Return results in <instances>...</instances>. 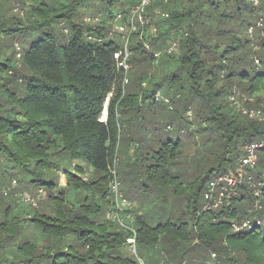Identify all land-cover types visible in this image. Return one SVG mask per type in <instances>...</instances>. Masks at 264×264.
<instances>
[{
  "label": "trees",
  "instance_id": "obj_1",
  "mask_svg": "<svg viewBox=\"0 0 264 264\" xmlns=\"http://www.w3.org/2000/svg\"><path fill=\"white\" fill-rule=\"evenodd\" d=\"M34 1L25 17H16V21L0 13V166L30 175L28 185L48 192L45 208L40 212L29 209L35 214L23 218L39 230L40 240H26L17 246L22 256L18 264H139L123 251L130 247L129 239H134V249L138 244L162 245L180 264L198 262L192 254L195 251L204 255L205 264L211 253L216 255L212 264H264V202L260 210L253 209L252 189L242 183L237 198L210 210H204L203 198L214 173L233 169L246 144L264 140L262 120L233 113L226 103L232 86L247 97L264 99V0L258 10L250 0L152 2L148 11L158 7L168 18L155 23L159 24L156 37L131 34L128 63L154 59V52L143 55L144 41H149L152 51L163 50L174 36L176 48L169 54L162 52L165 59L157 66L162 71L165 66L167 70L178 67L159 79L146 75L140 80L145 87L127 92L122 85L125 72L114 58L121 49L119 41L109 37L104 26L88 27L77 18L78 7L86 0ZM10 2L16 3L1 0L0 11ZM100 3L104 24L114 18V12L128 14L138 0ZM258 18L262 21L259 26ZM249 28L256 30L254 39ZM26 36L30 41L17 57L15 43L18 45L19 38L26 43ZM253 46H259L261 67L254 65ZM161 89L172 104L167 110L179 115L188 128L206 123L214 129L222 154L214 156L217 152L213 151V156L205 157L216 166L188 173L182 166L185 158L178 141L158 140L156 147L147 146L136 159L145 166L137 172V187L148 196L160 195L151 203L158 209L155 214L161 211V222L153 224L140 213L134 214L133 231L116 229V221L105 213L109 209L107 198L113 194L108 185L113 180L123 132L121 115H141L154 105V95ZM190 110L192 121L186 118ZM136 149H142L138 142ZM258 159L254 181L261 183L264 194V148L259 150ZM76 160L92 171L87 181L69 171L66 164ZM73 168L80 171L76 165ZM61 170L68 186L77 192L73 203L66 202L64 194L57 199L52 195ZM166 195L173 202L184 201L178 214ZM198 199H202L201 206H197ZM10 210L11 206L4 210L0 232L14 236L7 218L13 222L18 218ZM244 221L248 226L235 229ZM10 238L0 235V247ZM235 253L238 260L231 257Z\"/></svg>",
  "mask_w": 264,
  "mask_h": 264
},
{
  "label": "rangeland",
  "instance_id": "obj_2",
  "mask_svg": "<svg viewBox=\"0 0 264 264\" xmlns=\"http://www.w3.org/2000/svg\"><path fill=\"white\" fill-rule=\"evenodd\" d=\"M45 1L48 2L50 0ZM61 1L64 2V0ZM156 1L157 0H154V2ZM14 2L16 3L12 2L13 5L10 2L9 5H7L5 8H1L2 11H0V13H2L4 15L3 17L7 20L15 17L16 21V17H25L28 6L35 1L14 0ZM250 2L252 3V6L256 8V10H258L260 8L262 0H259L258 5H255L252 0H250ZM100 6V0H86L85 3H81L79 5L77 10L78 13L76 14L77 18L80 19L81 24L88 27L93 28L96 25L104 26V29L108 33V35L111 34L116 40L121 41V36L117 27L123 25L125 20H129L130 15L132 14L129 13L130 15H123L127 16V18L123 20L116 15L117 12H114V18L103 24L101 23L102 15L99 11ZM150 6L151 4L146 7L143 13H139V17L141 16L143 21H145L143 25L138 22V13L133 14V21L136 25V28L132 33H134V36L136 38H141L142 35H146L145 38L147 39L152 35L153 37L157 36L158 32L156 31H158L159 29V24L156 25L155 23L158 22L161 18H158L156 20H154L153 18L156 17V15L160 12H166L158 7H154L153 9L148 11V8ZM133 7L134 5L130 8ZM256 22L258 24H262L260 18L256 19ZM63 24L64 23H61V27L65 26ZM254 31L256 30H253L252 33H249L251 39H254ZM63 32L64 34H66L67 29H63ZM123 33L125 35L128 34L129 29L126 28ZM160 33H164V29L161 30ZM17 36H20V34H17ZM260 36H263V34L260 33ZM129 37L131 38H129V40L131 41L133 37H131V35ZM176 38L177 37L172 36L169 45L163 50L156 49L153 51L151 49V46L149 45V41H144V49L146 52H144L143 55L149 56L151 52L160 54L158 55V57L152 56L154 58L152 61L135 63L132 65L128 63V83L124 85L126 92L131 90L132 88L140 90L141 88L145 87L146 84L144 82L140 83V80L146 75L148 77L151 75L150 77L152 78V80L159 79L163 77L164 74H168V72L171 73L172 71L177 69L178 66L174 69L171 68L172 70H167V66H165L166 70L162 71L157 66L160 62V59H165V56L162 52H165ZM17 41L21 53L23 48L26 47L27 42L30 41V37H27L25 39L26 43L23 42L22 38L17 39ZM0 44H3V41ZM16 45L17 44L15 43V47ZM253 50L256 51L252 57L253 61L255 60L254 65L255 67H261V61L260 63H256V61L259 60V58L257 57V52L260 51L259 46H253ZM6 53L10 54L11 49H9V51H6ZM131 56L132 53H130L129 57ZM136 56L139 57L138 55ZM239 91L241 90L239 89ZM158 92L162 96H164V89H161ZM242 94L246 96L244 93ZM165 98L168 100V102L163 101V103H161L158 101H154V105L148 106V108L144 109L141 115H121V121L123 122V132L121 134L120 145L117 153L116 168L113 170V180H115L116 182V191L118 193L116 196L114 193L108 196L107 199L109 201V209L105 213V217L108 216V218L112 221H116V223H114V227L116 229H119V227H123L127 230L133 231V227H135V225L132 224L134 220V214L140 213H142L143 216L153 224L156 222H161L158 220V218L162 216L161 211H159V215L155 214L156 212H158V209L156 211V207H154L155 205L151 203V201L160 198V195L154 194L148 196L147 193L140 191V189H138L137 187L140 181L138 178L140 175H138L137 172L143 171L145 169V166L144 164H140L139 162H137L136 159L139 157V152L145 151L147 146L156 147L158 144L155 142L158 140H160V142H165L168 139L178 141L183 149L181 156L185 158V163L182 164V166L186 167L188 173H195L197 170H201V168L203 171H206L208 168L216 166L215 162H209L210 159H206L205 157L213 156V151L217 152V154L214 153V156H220L222 154V150L217 148L218 146H220V140H218V137L213 133L214 129H212L211 126L206 123H195L192 128H188L186 122L184 120H181L179 115H176V113L172 112L171 110H167L168 108L166 107H169L172 104L169 103V99L167 97ZM247 98H250L251 101L245 102V104L243 105L246 109L264 107V99L258 100L256 97ZM226 103H228L227 97ZM173 105L176 107L177 104L175 103ZM228 105L229 109L233 113H235L236 111L230 106L229 103ZM226 111L228 112L229 110L226 109ZM237 113L241 114L239 112ZM186 118L189 121H192L194 119L193 112L191 110L186 113ZM261 122H264V120H262ZM168 126L171 127L170 130H168ZM137 142L142 146V149L140 151H136ZM257 154H259V151L257 152ZM66 165H68L67 167L69 171L74 173L75 176L78 177V179H80L81 181H87L92 176V171L82 161L76 160L69 162V164ZM73 165H76L80 169V171H76L77 168H75L74 170ZM218 174H224V172ZM30 179V175H23L17 170H12L11 168L0 166V222L4 221L5 215L3 213L7 206H11L10 214L18 218V222H13L12 218H7L9 222L8 228L12 229V231L14 232V236L10 235V233L7 231L1 230L0 232V235H2V237H11L9 242L4 241V243H2L0 247V264H18L22 256L20 255L19 251H17V246H20L22 242H26V240H40L39 230L33 229L32 222H30L29 220H23V218L32 217L35 214L34 210L29 209H36L40 212V210L45 208V205H47L48 203V192H45L42 189L36 190L32 185H28L27 183H29ZM12 181H15V184L11 183ZM57 181L58 185L54 189L52 195H55L57 199V196L61 198V195L64 194L63 196H65L66 202H75V200L78 198L77 192H75V190H72L71 187L68 186L67 177L63 174L62 170L57 173ZM110 183L108 185L109 190ZM258 188L259 187H256V189ZM60 189H62V194H58ZM252 191H254V189H252ZM81 195L83 196L84 192L78 194L79 197ZM26 198L33 199L34 204L36 205L33 206L32 203H27ZM165 198L169 204L173 203L172 205L175 206L174 214H178L180 212V209L182 208V202L184 201L177 200L176 202H173L170 199L171 197L169 195H166ZM201 204L202 199H198L197 206H201ZM26 210H29V212L25 213ZM101 216L103 217L104 214ZM118 220H120L121 222H118ZM67 242H69V240H67ZM38 244L40 243L38 242ZM123 251L129 256L134 257L139 262V264H180L178 261H176L178 260V258H175L176 260L172 259L171 251H168V249L158 244L147 246L138 244L135 249L133 245H131L130 247L125 246ZM177 251L175 255H178L181 249ZM192 254L196 256L195 259L198 262L187 261L184 262V264H205L203 263L204 255L202 256V254H197V251ZM231 257H233L232 259L238 258L237 253H235V255H232Z\"/></svg>",
  "mask_w": 264,
  "mask_h": 264
},
{
  "label": "built area",
  "instance_id": "obj_3",
  "mask_svg": "<svg viewBox=\"0 0 264 264\" xmlns=\"http://www.w3.org/2000/svg\"><path fill=\"white\" fill-rule=\"evenodd\" d=\"M1 1V0H0ZM255 5H258L259 0H252ZM154 2V0H138V3L134 5L133 8H130L128 11V14L130 15L129 20H125L127 16H123L122 14L117 13L116 15L122 18L124 21L123 25L118 26L117 29L121 36V41H119L121 45V49H118L114 53V58L117 61V66L121 67L123 71L125 72V75L123 76L122 85L128 83L127 79V72L129 70V64L128 59L130 55V51L128 50V42H129V36L134 32L136 25L133 21V14L138 13V22L143 25L145 21H143L142 17H139V13H143V11L146 9V7ZM158 11V10H157ZM160 12V11H159ZM115 15V16H116ZM116 16V17H117ZM158 18L161 19H167L168 14L167 13H158L156 17L153 19L156 20ZM260 23H257V26H259ZM128 28L129 33L124 34V30ZM157 32V31H156ZM252 32V28L248 29V33ZM153 36V35H152ZM109 37L114 38L113 35L109 34ZM115 39V38H114ZM177 46V41L175 40L171 46L165 51V53H171ZM16 52L17 57H20V48L18 45H16ZM160 53H153V56L158 57ZM258 63V61H256ZM164 96H162L159 92L154 95L155 101H165L168 102ZM228 103L230 106L236 111L241 113V115H247L246 117L250 119L255 120H264V107L263 108H251L246 109L243 105L245 102H250L251 99L244 96L241 91H239L238 88L232 87L230 90L228 96H227ZM264 148V140L262 141H255L249 144H246L243 147V153L238 158L236 165L233 169L229 170L228 172L224 174H218L214 173L208 182L206 189L203 194V198L205 201L204 210H210L220 207L223 204H229L230 200H233L238 197V187L245 183L249 188L254 189L253 191V197H254V203H253V209L254 210H260L262 208V202H264V194L261 193L260 187L261 183L254 181V174L257 167V161H258V154L257 152ZM113 174V172H112ZM11 183L15 184V181H12ZM256 183V184H255ZM258 183V184H257ZM256 187H259L256 189ZM110 190L112 193L117 195L116 191V182L115 180H112L110 183ZM27 203H32L33 206L34 200L30 198H26ZM116 218V217H115ZM118 222H121L118 220ZM248 221H244L240 227L235 226V229H240L243 227L248 226ZM238 227V228H237ZM128 242L130 243V246H134V239H129ZM211 260L208 261L206 264H212L216 262V255L214 253H211L210 255Z\"/></svg>",
  "mask_w": 264,
  "mask_h": 264
},
{
  "label": "water",
  "instance_id": "obj_4",
  "mask_svg": "<svg viewBox=\"0 0 264 264\" xmlns=\"http://www.w3.org/2000/svg\"><path fill=\"white\" fill-rule=\"evenodd\" d=\"M107 110V109H106ZM105 113H106V111H105Z\"/></svg>",
  "mask_w": 264,
  "mask_h": 264
}]
</instances>
